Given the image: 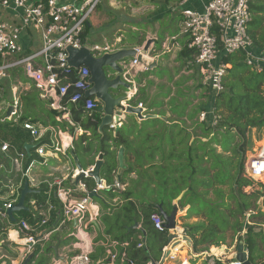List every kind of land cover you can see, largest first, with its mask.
Here are the masks:
<instances>
[{"label":"trees","instance_id":"1","mask_svg":"<svg viewBox=\"0 0 264 264\" xmlns=\"http://www.w3.org/2000/svg\"><path fill=\"white\" fill-rule=\"evenodd\" d=\"M250 12L249 25H252L253 31H249L248 28V33L256 46L264 48V0H252ZM88 28H90L89 24L86 26L84 36H87ZM137 33L132 32V38L137 39ZM194 55V51L184 49L181 57L185 59L186 66L194 62ZM222 61L229 65L224 78L225 90L215 97L212 106L216 115L220 117L219 123L213 128L209 125L210 118L206 122H197L193 134L187 132L183 135V130L173 135H167L164 130L160 133L148 134L135 121V115L128 114V125L126 124L114 135L110 127L99 130L103 116L100 112L102 105L95 114L90 115L83 108L69 105L66 102L69 97L65 98L64 105L68 107L74 125L63 122L62 128L73 136L76 134V129L83 131L75 139L71 151L79 161L91 158L90 166H96L98 162L94 157L100 153L103 162L99 175L106 181V185L111 187L109 190H101L94 194L92 203H103L101 195L110 197L119 195V191L112 186L115 181L122 183L123 178L121 176V180L116 179L118 168L115 152L111 148L112 144L116 148L124 147L129 154L132 148L130 137L133 128H137L140 143L152 145L153 150L149 158L159 156L161 159V165L148 168L141 166L137 169L141 177L146 178L148 169L152 171V175L148 180L134 183L125 189L124 193L129 200L124 205L112 209L113 212L110 214L103 216L104 235L117 243L119 255L125 252L128 259L137 264L156 263L161 260L163 250L168 245V236L167 232H159L155 229L151 216L160 214V206L167 214H171L174 207L172 202L182 192L185 194L179 203L180 207L190 206L184 220L190 218L191 212L197 213L200 217L196 223L187 222L183 225L193 241L195 252H202L213 246L218 248L228 244L232 246L237 240L235 247L237 248L240 243L245 245L251 264H264V212L258 205L262 194L257 191H245L255 184L245 174L247 137L252 129H264V70L258 72L251 69L246 64L243 52L223 57ZM10 76L13 81L17 79L28 81L21 69L10 71ZM37 98L34 88L33 91L21 96L24 112L16 122L5 120L0 115V141L9 142L20 152H25V144L30 138L22 125L24 122H35L29 113L33 112ZM0 102H3L2 99ZM130 103L132 104V100ZM47 113L53 116V125L58 126L55 116H61V113L54 110ZM132 120L135 122L131 123ZM143 123L145 129L154 124V128L164 127V123L159 120ZM143 149L142 152L137 151V153L144 155L147 149L146 147ZM6 155L11 160L15 152L11 151ZM31 161L32 158L26 157L24 169ZM83 164V162L79 163L83 169L90 167L89 164L86 166ZM133 170L134 168L130 167L125 173ZM19 177L15 179L12 173L2 175L0 180L5 183L13 180L17 184L21 181ZM84 181L90 194H93L96 188L94 181L92 179ZM4 185L0 197H6L9 192ZM136 201L140 203L139 207ZM26 202H29V198ZM42 203L45 205L44 199ZM20 217L26 218L25 221L38 229L37 231L44 230V228L39 230L44 216L37 214L33 217L32 213L21 211L16 214L15 223L0 222V235L5 234L9 227L18 225L21 221ZM52 224L53 222L47 227ZM135 224H139L141 228L132 229ZM126 243L128 246L125 248L122 245ZM140 243L143 244L141 248L138 247ZM39 251L38 247L33 252L31 262L36 260V264H41L45 260L43 255L37 258ZM43 251L52 252L51 244H48ZM97 258L96 255L91 256L92 261L96 262ZM108 260H104L101 264H108ZM235 261L236 257L230 254L226 258H215L214 264H233ZM204 264L209 263L206 261Z\"/></svg>","mask_w":264,"mask_h":264},{"label":"built area","instance_id":"2","mask_svg":"<svg viewBox=\"0 0 264 264\" xmlns=\"http://www.w3.org/2000/svg\"><path fill=\"white\" fill-rule=\"evenodd\" d=\"M103 0H0V99L3 92V81L10 77V71L21 69L25 77L33 84L41 98L51 101L50 107L61 113V120H68L71 123V115L67 106L64 105L65 98L69 105L83 108L88 114L93 115L99 109L101 102L94 96H88L92 89L91 72L86 66H72L69 64V49H87L95 57H102L105 54H113L122 49V40L118 39L115 44L93 43L84 36L86 26L91 16L97 11ZM252 0H172L175 8L182 14L181 35L187 38L184 49L195 52V60L189 66L202 74L203 85L209 88L218 97L224 92V78L227 75L229 65L224 63L223 57L243 52L246 57V64L261 72L264 70V50L258 52L253 39L248 33V26L251 21L250 3ZM195 3L192 7L188 4ZM179 36L167 37L162 42L163 53H171L180 48ZM28 48L30 52H28ZM183 49V50H184ZM132 50L135 56L131 61V68L124 74V79L131 82L130 71H136L142 62V58H148L145 45L136 46ZM150 65L145 64L143 71H149ZM20 88L22 85L18 83ZM15 88V92H16ZM70 91L72 93L70 94ZM70 94V95H69ZM127 102L134 98V94L127 93ZM20 100V99H19ZM18 99H14V112L5 120H12L11 115H17L20 107ZM0 102V115L2 104ZM129 105L123 103V112ZM139 107H143L142 104ZM211 116L209 125L215 128L220 120L216 113L202 112L199 115L200 122H206ZM73 123V122H72ZM122 121L116 122L114 117L110 129L115 131L121 128ZM32 138L33 150L36 156L42 158L41 164H46L48 146L43 141V130L31 122H24L22 125ZM70 148L68 144L67 149ZM0 150L8 154L15 152L11 162L16 166L24 163L27 153L17 151L9 142H3ZM54 150H59L55 148ZM36 160H32L33 165ZM1 167L0 169H2ZM95 166L77 171V175L83 174L79 183L80 193L73 198L70 190L65 188L63 180H56V194L62 204V212L66 219L76 223L79 240L72 245V250H80L79 254L70 255L63 261L56 264H90L91 251L86 249V217L91 211L92 197L84 180L93 179L96 188L93 193L101 190H109L111 187L104 183L97 184L91 176ZM246 176L253 180H264V142L259 150L245 164ZM1 184V181H0ZM0 185V192L2 189ZM113 188L123 190L124 186L115 181ZM20 192L14 187H9L6 197H0V222H11L8 210L17 204ZM51 209L53 206L50 207ZM48 217L44 216L40 226L48 223ZM151 221L156 230L167 232L175 237L172 242L163 250L162 259L159 262L147 264H162L163 262L178 261V248L181 242L187 245L186 229L177 224L173 230H167L165 220L160 214H153ZM18 232L26 235L27 248L24 260L32 254L38 239L34 235L37 231L27 221L21 220L18 224ZM82 234L84 237H82ZM49 234L42 236L47 239ZM41 239V240H42ZM237 240L230 250H222V254L203 251L201 253L191 252L192 258H204L205 262L214 264L215 258H226L233 251L237 252ZM127 247L128 244H123ZM139 248L143 244L138 245ZM183 248V247H182ZM231 251V252H229ZM246 251V250H245ZM167 255L165 259L163 256ZM108 264H137L129 260L127 253H109ZM180 264H184L181 262ZM233 264H243L235 261Z\"/></svg>","mask_w":264,"mask_h":264},{"label":"crops","instance_id":"3","mask_svg":"<svg viewBox=\"0 0 264 264\" xmlns=\"http://www.w3.org/2000/svg\"><path fill=\"white\" fill-rule=\"evenodd\" d=\"M170 4L169 6H166V13L168 16H166L164 21L158 23L154 31H152L151 29H148L146 31L142 29L140 31L137 30L138 38H133V43L127 42L125 43V45L127 44L126 46L121 45L122 49H133L136 46H146L147 42H149L150 48L149 51H147L148 58H142L141 66L135 72L130 71L129 78L131 82H127L124 79V74H127V71L130 70L132 58L125 62V64L123 65V79L126 83L129 84L130 88L124 89L123 87H121L118 90L112 91V94L115 96L122 93L123 95L126 94L127 96L128 92L133 93L134 98L131 99L132 104L130 103V100L128 101L129 105L137 107L142 104L145 115L155 117L154 119L140 120L135 115V121L148 134L154 132L160 133L163 130L167 135L176 134L180 130H183V135H185L187 132L193 134L195 124H197V122H200L199 115L202 112L210 113L214 110L212 106L215 100V95L209 88L203 85L202 74L198 71V69H188V67L184 64L185 59L182 58L181 55L184 51L183 49L184 45L186 44L187 38L181 35V22L183 18L181 12H179V10L175 8V5L173 3ZM194 5L195 3H191L186 7H192ZM173 36H179L178 42L180 48L171 53H163L161 46L162 42L165 40V38ZM118 39L120 38L118 37ZM118 39H116L112 43L104 42L101 44H115L116 42H118ZM121 40L122 39H120V41ZM256 49H258V52L264 50V48H260L258 46H256ZM145 64L150 65L149 71H143V66H145ZM165 72H167L169 75L167 74L166 76H164ZM9 78H11V76ZM26 79L28 80L27 77ZM28 82L29 85L21 86L20 88V90L24 92V94L33 91V84L29 80ZM35 91L38 95L37 103L33 108V112L29 113V116L32 117L33 122L35 121L33 124L44 131L42 139L48 146V153L45 159L47 162L46 164H41L42 158L36 156L32 148L30 158L38 162H35L33 165L29 164V166L24 169V163L23 166L22 164L20 166H16L11 162V160H9L8 156L0 150V168L3 167L2 169H0V177L2 175L13 173L15 179L20 176L19 178L21 180L17 184H15L13 180L7 181L6 183L0 180V185L5 184L4 186L8 188V190L11 186L16 188V190L20 192L18 196L19 201L22 190L24 189L25 184L28 183L29 188L33 191V193H30L26 196V199L29 198V204L25 200V205L29 208V211L25 212L32 213L33 217H35L37 214H40L42 216L48 217L49 220L45 226H40L39 230L44 228L42 232L36 231L34 233V235L38 239V243L36 246H34L33 252L39 247L40 251L37 254V258H40L41 255H43V257L45 258V260L41 262V264H56V262L63 261L70 255L79 254L81 251L72 250V245L75 244L77 240H79V236L77 234L78 230L74 221L66 219L64 217L62 212V204L57 197L56 185L54 184V182H56V180H63L65 188L67 190H70L73 198L82 195L75 192V190L79 189V183L80 181H82V179H80L79 181L77 179L79 176L77 175V171H79L78 165L80 162H83V165L86 166V164H89L88 166H90V160L92 159L84 158L79 161V159L73 154V151L71 150L74 148L75 139H77L83 131L76 129L75 136H73L69 131H65L61 125L63 122H68L71 125L74 124L72 123V121L70 123L68 120H61V118H59L61 116L59 115L55 116V120L58 123V126H54L52 123L53 116H49L47 113V111L53 110L50 107L51 101H47L41 98L39 92L36 89ZM1 99L3 101L2 96ZM19 103L20 107L17 111V115L10 116L11 119L15 122L24 112L21 100H19ZM123 103L124 102H122V106L118 107L117 110L123 112ZM13 104L14 100H11L9 103H5L3 101V103L1 104V116L8 117L9 119V115L7 114L9 109L13 108ZM101 105V108H103L102 103ZM12 112H14V108ZM127 116L128 114H126L125 117L122 116V126L121 128H118V131H113L114 135L128 123ZM209 118L211 119L210 115ZM150 120H159L164 123V127L156 126V128H154V124L153 126L147 127L145 129V127L143 126V122ZM135 121L132 120L131 123H134ZM29 138L30 140L25 144V146L32 145L33 141L30 135ZM130 140L132 141V148L129 154H127V151L124 147L116 148L112 144L111 148V150L115 152L114 155L118 168L116 179L121 180L120 178L122 176L123 181L121 180V182L123 184H121L124 186L123 190H117L119 191V195H117L116 197L101 195L103 203H92L93 207L86 217V249L90 248V258L93 255L98 256L96 262L91 260L90 264H101L104 260L109 259L110 252L117 253V243L113 242L109 236L104 235L105 225L103 222V216L110 214L111 212H113L112 209L124 205L129 200L127 199V195L124 193L125 189H128L129 186L134 183L148 180L149 176L152 175V171H149L148 169L145 176L146 178L141 177L137 169H139L141 166L148 168L150 166H158L162 164L159 156H156V158H149V154L153 150L152 145H144L139 142L137 128H133L131 130ZM3 142L0 141V148ZM68 144H70V148L67 149ZM143 147H146V153L144 155H140L139 153H137V151L142 152V150H144ZM14 148L19 151L16 147ZM55 148H59V150H54ZM121 149L124 150V166L119 172V152ZM100 156L101 155L99 153L94 157L96 162L102 161ZM27 158H29L28 155ZM130 167H133L134 170L130 173H125V171ZM24 180H26L25 183ZM92 181L94 180L92 179ZM101 181L106 185V181L104 179L101 178ZM152 187L154 186L152 185ZM182 193L185 194V192ZM42 199L45 200V205H43ZM174 201L172 202L173 205ZM135 203L138 207L140 206L139 202L137 203L136 201ZM51 206H53L52 209L50 208ZM178 206L179 209L182 210L181 214L183 216H181V218L184 220V218L188 215L190 206L187 205L184 208L180 207V204H178ZM99 213H101L100 216ZM20 220H26V218L20 217ZM199 220V215H197V213L191 212L190 218L185 221L192 224L198 222ZM4 222L12 223L8 221ZM51 222H53V224L50 227H47ZM90 225L91 227H89ZM17 226L18 225L9 227L5 234L0 235V264H24L29 257H32L33 252L27 257L26 260H24V254L27 248L26 235L19 233ZM138 228H141L139 224ZM12 234H14L15 239L12 238ZM47 234H49L47 239H40L42 236H45ZM82 237H84L83 234ZM187 243L188 244L185 245V243L181 242L178 248V253L181 250H185L187 254L186 260L182 259V261L179 262L190 264L187 260L197 261L198 259L201 263L203 262L204 264V258H192V250L193 252H195L193 248V241L191 243L187 241ZM48 244H51L53 250L52 252L43 251ZM58 244L60 245L59 256L57 257L54 247ZM234 244L232 246H229V244L225 246L223 245L219 248L213 246L205 251H210L216 254L220 252L223 253L222 250H230L234 246ZM230 254L236 257L237 252L233 254L232 251ZM29 264H36V260H33L32 262L30 260Z\"/></svg>","mask_w":264,"mask_h":264},{"label":"water","instance_id":"4","mask_svg":"<svg viewBox=\"0 0 264 264\" xmlns=\"http://www.w3.org/2000/svg\"><path fill=\"white\" fill-rule=\"evenodd\" d=\"M150 43L147 42L145 46V50L149 51ZM69 59L68 62L72 66H86L90 69L91 72V83L93 84L92 89L89 91L88 96H94L96 99H98L102 104L103 108H100V112L103 113V116L101 118V124L99 126V130L102 131L104 128L109 127L110 124L113 121V117L116 122L120 121L122 116L125 117L126 114H133L136 115L140 120H148V119H154V116H148L145 115L144 109L142 107H134L132 105H127L125 108V112L123 114L122 111L117 110L118 107L122 106V102H127V96L126 94L123 95L120 93V95H113L112 91L118 90L119 88L123 87L124 89H129L130 86L128 83H126L123 79V65L125 62H127L129 59L133 58L135 56V51L132 49H121L116 53L113 54H105L102 57H95L90 51L87 49L82 50H74L69 49ZM142 60V59H141ZM13 111V108H10L7 115H10V113ZM117 129L116 131H118ZM32 145H26L25 150L27 152L28 157H31V149ZM124 150L121 149L119 152V162H120V169L124 166ZM102 164V161H99L94 171L91 173V176H93L97 182V184H100L101 178L99 175V169ZM78 170L81 171L82 168L80 165H78ZM83 178V174H80L78 176V181ZM30 193H33V191L29 188L28 183L25 184L24 189L22 190L21 197L18 201V203L14 206H12L8 210V216L12 223L16 221V214L21 211H29V208L25 205L26 196ZM94 194H91V197ZM184 193H182L179 197H177L174 201V207L171 212V214H167L162 210L160 207V213L163 216L166 224L165 227L167 230H173L176 228L179 217L182 216L181 212L182 210L179 209V202L183 199ZM138 224H135L132 229H137ZM145 235L144 232V241H145ZM173 234L168 235V243L172 242L174 239ZM42 239V237L40 238ZM186 240L191 243L192 239L190 237H186ZM59 245H56L54 247L55 254L58 257L59 256ZM167 255L163 256V259L166 258ZM31 260V257H29L24 264H29ZM236 260L239 262H242L243 264H251L248 258V254L245 251V245L243 243H240L237 247V255Z\"/></svg>","mask_w":264,"mask_h":264},{"label":"rangeland","instance_id":"5","mask_svg":"<svg viewBox=\"0 0 264 264\" xmlns=\"http://www.w3.org/2000/svg\"><path fill=\"white\" fill-rule=\"evenodd\" d=\"M170 3H173L172 0H103L100 7L89 20L88 24L90 28H88L87 37L90 38L91 42L99 44L104 42L112 43L119 37L122 39V46H126L127 44L125 45V43L127 42L133 43L132 32H137V30L140 31L141 29L144 31L148 29L154 31L158 23L164 21L166 16H168L166 6H169ZM249 26V31H253L252 25ZM189 65H187L188 69H192ZM167 74L165 72L164 76ZM24 82L18 79L13 81L9 77L6 78L3 82V101L9 103L14 99L19 100L24 92L20 90L18 83L22 86L29 85L28 81L26 83ZM15 88L17 89L16 92L14 91ZM126 129L128 130V128ZM263 142L264 129H252L247 137L246 162L257 153ZM257 180L259 181H254L255 184L252 187L246 188L245 191H257L262 194L258 205L260 210L264 212V180ZM186 223L180 216L178 221L179 226L183 227ZM218 254L222 253L220 252ZM186 257L185 250H181L178 253V261H167L162 264H180L181 262L179 261H182V259L186 260ZM187 261L190 264H203L198 259L197 261Z\"/></svg>","mask_w":264,"mask_h":264},{"label":"bare ground","instance_id":"6","mask_svg":"<svg viewBox=\"0 0 264 264\" xmlns=\"http://www.w3.org/2000/svg\"><path fill=\"white\" fill-rule=\"evenodd\" d=\"M12 238H14V239H15V236H14V234H12Z\"/></svg>","mask_w":264,"mask_h":264}]
</instances>
